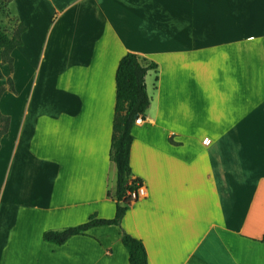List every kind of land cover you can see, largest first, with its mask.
Masks as SVG:
<instances>
[{
  "label": "crops",
  "instance_id": "obj_1",
  "mask_svg": "<svg viewBox=\"0 0 264 264\" xmlns=\"http://www.w3.org/2000/svg\"><path fill=\"white\" fill-rule=\"evenodd\" d=\"M26 26L1 61L0 264H264V0H12ZM153 61L120 225L57 245L43 232L113 218L116 71ZM13 79L14 90L7 85Z\"/></svg>",
  "mask_w": 264,
  "mask_h": 264
},
{
  "label": "trees",
  "instance_id": "obj_2",
  "mask_svg": "<svg viewBox=\"0 0 264 264\" xmlns=\"http://www.w3.org/2000/svg\"><path fill=\"white\" fill-rule=\"evenodd\" d=\"M12 1V0H10ZM15 26L9 30L0 25L1 61L9 64L13 70V50L23 45L22 34L26 30L23 22L15 19ZM157 64L141 58L133 52L125 53L120 59L116 71V105L113 120V133L110 148V158L117 169L116 190L111 197L116 202V212L113 218H101L97 214L89 216L85 222L67 226L61 229H49L43 232V240L57 245L66 243L74 235H83L96 226L120 225L123 217L133 201L130 192L136 188L138 179L132 178L130 164L131 147L133 143V127L135 119L147 111L151 103L146 88V74L151 69H156ZM4 78L0 67V79ZM7 84L14 90L13 79L7 78ZM6 86L0 87V98ZM10 118L0 111V146L1 138L8 131ZM264 242V235L261 238ZM122 242L129 252L130 264H148V255L144 243L123 231Z\"/></svg>",
  "mask_w": 264,
  "mask_h": 264
},
{
  "label": "rangeland",
  "instance_id": "obj_3",
  "mask_svg": "<svg viewBox=\"0 0 264 264\" xmlns=\"http://www.w3.org/2000/svg\"><path fill=\"white\" fill-rule=\"evenodd\" d=\"M9 3L10 0H0V25L12 30L15 26L16 17L12 13V9L8 7Z\"/></svg>",
  "mask_w": 264,
  "mask_h": 264
},
{
  "label": "built area",
  "instance_id": "obj_4",
  "mask_svg": "<svg viewBox=\"0 0 264 264\" xmlns=\"http://www.w3.org/2000/svg\"><path fill=\"white\" fill-rule=\"evenodd\" d=\"M142 121H143L142 115H140L135 119L136 124H140L142 123ZM130 196L133 201L146 197L147 196L146 186L140 180H138V182H136V188L132 192H130Z\"/></svg>",
  "mask_w": 264,
  "mask_h": 264
}]
</instances>
